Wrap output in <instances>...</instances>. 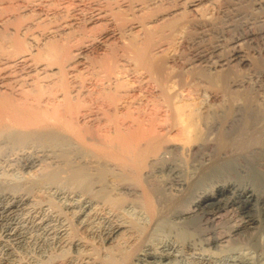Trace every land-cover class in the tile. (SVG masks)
<instances>
[{
    "label": "bare ground",
    "instance_id": "1",
    "mask_svg": "<svg viewBox=\"0 0 264 264\" xmlns=\"http://www.w3.org/2000/svg\"><path fill=\"white\" fill-rule=\"evenodd\" d=\"M155 1H157V0H142V3L145 4V6H148V5L155 3ZM44 3H45V1H44ZM66 5H68V4H66ZM70 5H72V7H70ZM75 5L76 4H74V3H70L66 7V12H65L64 16H62V17L58 16L59 18L62 19V21L64 19L63 23H61L62 21L60 20V23H61L60 28L62 26L63 27L69 26V27H71L69 29V31L63 32L61 30L62 31L61 32L60 30H58V32H56V34L53 35L52 39H50V40L46 41V43H44V46H42L43 48L40 51L39 50H38V52L36 51L37 53L35 54V57L32 58L35 61H38V60L45 61L46 62L45 66H48V67L53 66L54 64L58 65V67H59L58 68L59 69L58 78L53 79V80H52V78L49 79V75L47 74L46 76H37V78H33L32 80L28 79L30 81V82H28L27 80L26 81L25 80H23V81L18 80L17 81L16 80L17 77H16V79L15 80L13 79V80L15 82L17 81V83L14 84L13 80H12V82H9L10 80L7 82H3L2 79H5V78H3L2 75H0V76H2V79L0 81V159L3 160V162H7L9 164L8 167H10V165L12 164L10 162H13L14 160H16L17 162L16 161L15 162L17 164H20L19 166L21 169H29V171L32 168L34 170V167L36 165H38L36 163L39 162L40 160L42 161V159H44V157H47L50 159V158L55 157V155H58L60 160L63 159L62 162H60L58 159V161L60 163L57 161L58 165H55L54 168H50L52 166V164H51V166H49L50 169H48L46 171H44V169H43L42 172H39L40 174L42 173L41 175H39V177H38V175L34 174L37 177V178H35L36 179L35 182H32V183L28 182L26 184L24 183L23 185H21L23 182L22 183L20 182L21 184H14L11 186H8L9 184H8L7 180H6L7 181L6 184H8V185H6V186L2 185V183H5V182L0 183L1 184L0 185V220H2L4 222V225H5L4 230H5L6 234L4 233V235H6L7 239L5 237H4V239H6V242L10 240L13 244H15V243L19 242L20 239L23 240L22 238H24L25 235L27 236V234H25V233L26 232L28 233L29 229L34 228V230H35L36 227L44 225L48 228L46 230L48 232H46L45 234L43 233L45 235V237L42 236L44 239H42V240L39 239V240L42 241L43 244H44L45 240L47 242L49 241L50 243H52L51 241H54V243L57 244L58 249H60V253H58L59 251L57 252L58 255L56 254V255L52 256L53 253L50 254L51 258L47 254L48 255L47 257H49L48 259L45 258V260L47 259V263H48V260H50V261L52 260L51 262L52 263L55 262L56 264H128L129 261L135 260L136 263L143 262L145 264H161L165 260L168 261L169 256L167 254H163V252L161 253L159 251L158 252L152 251L151 249H149V247H148V249H143L144 248L143 247L142 250H140L139 252H138V250L136 251V245H138L137 243L143 237H145V235L147 236V232L152 230V228L156 227V225L160 221H162L163 224L164 223L170 224V226L174 225V227L177 226L181 230H183L184 233H185V231L186 232L190 231V233H189L190 235L193 236V234H194L193 238L194 237L197 238L199 243H201V249L200 248L197 249V250H200V252H202L203 249L206 250L207 247L209 249L210 248L209 246L212 247L213 245L218 246V247H222V248L224 247V245H226V247L228 245V247H229V245L230 244L232 245V243H234V241H237L239 239L238 241L240 242V240H243L244 238H246V235H248L250 237L252 235L253 231L258 229V227H257L258 222L255 218H253L254 216L251 217L252 214H250L251 216L249 218H246V220H240L239 221V218H238V221L234 222V224L231 226L228 225V227H225V225L224 226L221 225L218 227L219 224L218 225H216V224L218 223V221H220L221 212L223 211L226 213L227 211H224V210L227 207L231 208L232 205L233 206L238 205L239 207L244 208L248 211H250L251 207L253 208V206H255V204L259 203V204L264 205V175L258 174L259 172L256 173L255 171H252V173L249 174V176L247 175L248 178L242 177L241 175L237 174L236 173L237 170H235V168L237 167L236 166L237 161H235V162L226 161L228 163L221 164L219 166L220 163L224 162V161H222L218 164V166L214 167V165H211L212 169H209L210 167H208L207 164H206V166L201 165L203 167L205 166V169H209V171H206L204 174H202V176H201V174L199 175L201 170H200V168H198V170H200L199 173L197 172L198 171L197 170L196 172H193V174H190L191 176L185 177L186 178L185 180H178V178H179L178 177L176 179V180H178L177 184H175L176 186L174 188L169 189L170 190L169 192L167 191L168 187L164 188L165 185L160 181V179H159V181L161 183L158 182L157 181L158 178L157 177L155 178V176H157V174H156L157 170L160 171V170H165V169H167V171L169 173H171L170 175H176V176L179 175L180 174V164L175 159L176 157L174 158L171 155H174L177 153H178L177 155H179L180 152H184V151H186V154H193L194 155L195 153L201 151V149H203L204 147H206V146L210 147L211 144H209L208 138L210 137V134L212 132L218 133V136L216 139L217 144L219 145L218 147H223L225 149L229 144H232L233 142H235L234 139H236L238 141L237 138L241 137L240 135L248 134V131L250 134L251 130L256 131V128H261L262 124L264 123V122L262 123L263 118H264V109L262 107L257 106L256 105L257 103H254V100H252L253 98L250 99V97H247L246 95H242V96L237 95V96H233V98L230 97L231 99L228 98V99H230V105L228 104V101H229L228 100L226 104H228L229 106L227 108L225 107L224 109H217L218 107L216 108V106L215 107L213 106V108H216L215 110L213 109L211 112H206V113H203L204 115H202V114H199L197 112L198 109L196 110V106H195L196 104L193 101L178 98L177 94H176V96H173V95H170L168 93L169 87H167V84H168L167 82H170L171 76L175 75L173 73H177L176 72L177 70L176 69L174 70L172 66H168V64H167L168 59H167V55H166L168 53V51L166 53V50H170V48L173 47L174 39H177L180 37L179 39H182L181 40L182 42L185 39H186V41L191 40L193 31H194L193 29L199 24V23H196V21H194L193 18L191 19V18L187 17V15H186L187 12L186 13L184 12L185 10L184 11L181 10L182 12L171 14V17L169 16L170 18H167V19L163 20L162 22H160L159 26H157L158 24H156V26H154L153 28L148 27V24L146 26V23H144V22L140 23L141 24V26H140L141 32L139 31L140 33H136V34L133 33L132 31H130L131 34L126 35V33L128 32L127 30H130L131 27L129 29H127L126 23H124V22L119 23L117 21H114L111 24H108V26L103 27V29H105L106 32H105V34L102 35V38L116 40V38L118 37L119 40L124 39V41H126V42L122 41L123 43H120L121 42L120 41L119 45L115 44L113 42L114 45H112L111 47L109 46V49L107 48L108 50L105 53L101 54L102 56H100L98 58L95 57L93 59H90V61L87 60V61H89V64L93 65V66L96 65V67L99 66V68L101 67L102 70H104L103 72H105V74L107 75V78H108V76L111 75V73H115L116 68L118 69L117 63H118V58H120L119 56H124L128 60H131L132 63L136 64L135 68L137 66H140V69H143L145 71L144 73H147L148 75H150L148 78H151V80H152V77L155 78V81L158 82L156 85L159 87L158 89L160 90V93H158V94H160L159 96L154 97V95L148 93V96L152 95L154 98L153 100H150L151 102L149 103L150 104L149 106H151V104H153L152 105L153 108L151 107V109L149 108L148 110L146 108V110H145L144 108H141V107H143V106H141L140 107L141 109L135 108V110H134V107H139V106H134V107L131 106L133 108V109L131 108L132 110L131 109L128 110L129 109L128 108L127 111H126V109H125V112L123 111L124 112L123 114L120 113L121 111L119 112L120 114L116 113V107H114L116 105V103L117 102L123 103L119 100H122L121 99L123 96L122 94H124L123 92L120 93V89L121 88L124 89V87L126 86L125 85L126 83L124 84V81H122V83L115 81L116 83L114 82L113 86H110V88H108L107 91H105L104 89L102 91V87H100V86H103L104 84H102L101 82H97V81L90 82L89 81L88 83H83V81L85 82V80H82V82L80 80L81 83L77 85V84H74L76 81H74V83H73V82L69 81L66 77V75L68 76L67 73H69V72H67L69 67L74 66V63H77V62L80 63V61H78V60L83 56L84 52L86 51L85 47H87L86 44H88V43H86L88 41L85 40V37L87 35L86 34V28H87L86 24L89 25V23H93L94 19L100 18V17L102 18L103 13H104V15H105V13H108V12H104V11L102 13L100 11V9H97L96 6H95V8H94V6H91L94 9L89 10L90 8H88V7L87 8L86 7L81 8V6H79V8H77L78 6L76 8H74ZM174 5H175V3H174ZM106 6H107V4H106ZM130 6H132V5H130ZM152 9H151V11H152ZM162 9H163V7H162ZM154 10H157V9L154 8ZM79 12H80V14H79ZM120 12H122V11H120ZM112 14L115 15L114 12H112ZM112 17H114V16H112ZM59 18H57L58 21H59ZM17 20H18V18H17ZM14 21H16V20H14ZM21 21H23V20H21ZM127 21H129V20H127ZM98 24H99V21H98ZM36 25H38V27H39V24H36ZM18 28H20V26L17 27V30H15L16 28L15 29L13 28L15 32L13 31L14 33H10V36H9V40L12 42L13 48L15 49V53L18 52V50H23V47H25L24 46L25 44L19 39V37L17 35ZM54 28L52 27L51 29H54ZM56 28L53 31H56L58 29V28L57 29ZM11 29H12V27H11ZM31 29H32L31 26H29V25L25 26L24 27L25 34L27 32H29ZM125 31H127V32H125ZM92 32H90V35ZM130 32H128V33H130ZM75 33H77V34H75ZM261 34H264V30H262V29L259 31H249V33L246 35V37L253 39L257 36H261ZM0 35L2 36V38L4 37V40H5V38H7L8 34L3 33ZM87 36L89 37V33ZM91 36H93V37H91ZM91 36H90L91 37L90 42L94 43V41L97 37L95 38L94 35H91ZM120 37H121V39H120ZM2 38H0V41ZM177 42H180V41H177ZM177 42H175V44H177ZM90 44L91 43H89V45ZM10 45H11V43H10ZM178 45H179V43L177 44V46ZM180 47H182V46H180ZM186 47H187V45H186ZM10 48H12V47H10ZM14 49H13V52H14ZM8 51H9V49H8ZM0 52H2V51H0ZM20 52H22V51H20ZM6 54H7V52H6ZM10 54H9V56H10ZM16 55H17V53H16ZM171 55L169 54L168 56H171ZM177 55H179V57H180V54H177ZM174 56H175V54L172 55L171 59L176 58ZM18 57H20V56H18ZM18 57H17V60L11 61V63L7 62L6 67H8V68L10 67L9 68L10 70H11V67H16V66H17L16 69L21 67L18 70H21L22 68H24L26 66L25 64H27L25 62V60H27V59H25V57H23V56L21 57L23 59L18 58ZM184 57H182V58H184ZM193 58L195 59V57H193ZM28 59H30V58H28ZM120 59H122V57ZM178 59H177V61L181 62V60H178ZM189 59H191V58H189ZM237 59L240 60L239 51L234 49V51L230 55L229 62L235 61ZM186 60H188V59H186ZM170 61L171 60H169V62ZM183 61H185V60H183ZM188 61H190V60H188ZM188 61H186V62H188ZM198 61H200V60H198ZM28 62H29V60H28ZM30 62H31V60H30ZM190 62H192V61H190ZM82 63H84V62H82ZM193 63H196V62H193ZM193 63H192V65H193ZM32 64H34V63H32ZM45 66H43V67H45ZM179 66H181V63ZM206 66H207V64H206ZM211 66H213V64ZM0 68L2 69V67H0ZM186 68H192V67L189 64L188 67H186ZM203 68H205V66H203ZM203 68H201L202 70L200 68L198 70H196V69L194 70L193 68L192 69H186V71L189 70L190 74L191 73L192 74L197 73V75L204 76L207 73H205L203 71L204 70ZM16 69H13V70L15 71ZM130 69H131V67H130ZM3 70L5 71V67L3 68ZM118 70L120 71V68ZM205 70H207V69H205ZM221 70H222V68H221ZM128 71H130V70H128ZM208 71L209 70H207V72ZM225 71H226V69H225ZM225 71L223 68V72H225ZM10 72H12V71H10ZM219 73H221V71H219L217 74H219ZM1 74H2V72H1ZM44 74H46V73H44ZM44 74H41V75H44ZM105 74H104V76H105ZM178 74H180V72H178ZM190 74H189V76H190ZM5 75H8V74H5ZM96 75H97V73H96ZM115 75L119 76L118 74H115ZM205 76H204V78H206V79H207V77L210 78V80L213 79V76H212V78L210 76H207V75H205ZM104 78L107 80L106 76ZM173 78H175V77H173ZM216 78L218 79V81L221 80L220 82L224 81L226 83L225 80L228 78V71L225 73H221L218 76L216 75ZM10 79H12V78H10ZM96 79L99 81L98 78H96ZM100 81H102V80H100ZM118 81H119V79H118ZM212 81L216 82L217 80H212ZM209 82H211V81H209ZM220 82H219V85L221 86ZM98 83H101V84L98 85ZM191 83H193V82H191ZM207 84H208V82H207ZM138 86H140V85H138ZM104 87H106V86H104ZM126 87H125V90H126ZM143 87H144V85H143ZM214 87H215V84H214ZM217 87H218V85H217ZM217 87H215V88H217ZM87 91H88V93H87ZM147 91H151V90H147ZM169 92H171V89ZM173 92H171V93H173ZM85 93L87 94L86 97H88L89 102H88V99H87V101H85L86 100L85 98H84L85 100H83V97H84L83 94L85 95ZM176 93H178V92L176 91ZM182 93H183V91H182ZM222 93H223V91H222ZM228 93H229V91H228ZM239 93H240V91H239ZM215 94H216V96L219 95L217 93H215ZM128 95L129 94H127V96ZM229 95H230V93H229ZM81 96H83L81 98L82 100L80 99ZM138 96L139 95H137V97ZM221 96H223V95H221ZM221 96H219V97H221ZM227 96H228V94H227ZM146 97H145V99L147 100V99H150L151 96L148 98H146ZM186 97L189 98L188 96H186ZM222 98L223 97H221V99ZM123 99L125 100L126 97L125 98L123 97ZM218 99H220V98H218ZM134 100H136V99H134ZM191 100H192V98H191ZM223 100L224 99H222V101ZM141 101H143V100H141ZM222 101H221V103H222ZM225 101H226V99H225ZM225 101H223V104ZM104 102L107 105L106 109L101 106ZM127 102H125V103H127ZM147 102H149V100L145 101V103H147ZM215 102H217L216 99H215ZM87 103L90 104V106ZM135 103H133V104H135ZM137 103H139V102H137ZM213 103H214V100H213ZM217 103H219V102H217ZM82 104H84L85 106H83ZM93 104H95V105H93ZM129 104L132 105L130 102H128V105ZM211 104H212V102H211ZM143 105H145V104H143ZM220 105H222V104H220ZM96 107H98V108H96ZM111 107H114L115 110L113 108L111 109ZM117 107L119 108V106H117ZM211 107H212V105H210V108ZM125 108H126V106H125ZM207 108H208V106L205 107V109H207ZM202 110L204 112V109H202ZM208 110H209V108H208ZM263 129H262V131H264ZM172 131L174 132L173 135H171V136H173V139H170L169 134ZM249 134L247 136H250ZM254 134H255V132H254ZM254 134H252V136H254ZM256 136H258V135H256ZM242 137H244V136H242ZM242 137L240 139H242ZM259 138L260 137H258V140H257V137H256V140L259 141L260 140ZM210 139H211V137H210ZM256 140H254V141L257 142ZM246 141H247V138H246ZM261 141H262V139H261ZM255 142H252V143H254L255 145H258ZM250 143H251V141H250ZM252 143H251V145H252ZM212 146H213V144H212ZM223 148H221V149H223ZM25 149H31L32 152L27 151L24 153L22 152L21 154L18 153V151L19 152L22 150L25 151ZM208 149L210 150V148H208ZM238 149L239 148H237V150ZM203 150H202V152H204ZM199 154L202 155L204 153L199 152ZM199 154L197 156H199ZM250 154H252L251 156H252L253 160L254 159L257 160V159H260L262 156H264V150L263 149H259V150L255 149ZM168 155L173 157L176 161L174 159H171L170 157H168ZM14 156H16V157H14ZM88 156L90 157L89 159H91V160H89L90 163H88V161H86ZM199 157H201V156H199ZM12 158H14V159H12ZM55 159L57 160V158H54L52 160L54 161ZM47 160L48 159H46L45 161H47ZM250 161H252V160H250ZM0 162H2V161H0ZM42 162H44V161H42ZM255 162L256 161H254V163ZM39 163H41V162H39ZM180 163H181V166L184 167L183 161H181ZM195 163L194 164L192 163L193 166H195L197 163L199 164V160L197 161L196 164ZM41 164H39L40 167H42ZM2 165H3V163H2ZM2 167H5V166H2ZM46 167H47V165H46ZM187 167H188V165H187ZM195 167H197V165ZM12 168H13V170H15L14 169L15 167L12 166L11 169ZM192 168L194 169V167H192ZM33 170H31V171H33ZM154 170H156V171H154ZM154 172H156L155 175H154ZM181 172H183V171H181ZM31 173H35V172H31ZM39 173H37V174H39ZM29 175L31 176V174H29ZM29 175H28V177H29ZM162 176H164V175H162ZM2 178H4V177H2ZM32 178H30V179L32 180ZM162 178H164V177H162ZM181 179H183V178H181ZM173 183H174V181H173ZM40 184H43V186L46 188V190L48 191V196L43 197L42 200L40 199L41 202L40 203L38 202V203L40 205L42 203H45L44 206L47 205L46 208L49 207V208H51V210L48 209L46 211V209L41 208V206L38 209L37 208L36 209H32V208L28 209L27 207H25V205L26 206L28 205L27 202L30 200V195H32L35 190H40L39 189ZM44 184H47L48 186H45ZM161 184H163L164 186H162ZM48 189L50 191H52L53 196L58 198L59 201H62L64 209L70 211V213H68L69 215L71 214V218L69 220H74L72 222H75V224H73L71 221H70V223L65 224L63 221L62 223L65 225L61 224L60 227L58 226V229H60V230L57 229V226L55 228L54 226L51 225L52 224L51 221H53V217L61 215L62 212L60 210V207L58 205H56V203L53 202L52 196H51V194H49L50 191ZM40 191H42V188ZM40 193H42V192H40ZM44 193L46 194L47 192L45 191ZM45 194H43V195H45ZM32 196L35 197V194H33ZM125 197H127V198H125ZM128 197H130V198L132 197L134 199V203H137L138 207L141 208V212L143 211L146 214V215L144 214L148 219V223L146 222L147 223L146 227L144 226L145 224L143 225V223H140V224H142V226L139 227V226H137V224H139V222H137V220H136V225H135L133 223L135 221L131 222L127 218H126L127 221L125 218H124L125 221H122V220L121 221H114V222L110 221L112 219L110 217H112V215H114L115 213L117 214V212H119L120 209L122 208L121 206L123 204L129 202V201L126 202V199L128 200ZM37 198L35 199L36 201H37ZM32 199L30 200L31 202H33ZM133 199H132V201H133ZM40 200L38 199V201H40ZM130 203H131V201H130ZM39 204H37V205L39 206ZM132 204L133 203H131V205ZM33 206H35V205H33ZM123 207H124V205H123ZM118 209H119V211H118ZM20 211H25V213L22 212L25 214L24 215L25 217L22 218V216H21L22 219L19 218L21 221L18 223V222H16L14 215L16 212L19 213ZM22 213H20V214H22ZM222 215L225 216V214H222ZM207 216L212 217V220L208 217L210 219V226L211 227H208L206 225H205L206 226L205 227L203 225L204 223H202L203 220L205 221V218ZM18 217H20V216H18ZM117 217L123 218L122 216H119V214ZM67 218H69V217L67 216ZM19 219H17V220L19 221ZM209 219H208V221H209ZM61 220H63V218ZM112 220H114V217ZM116 220H117V218H116ZM216 221H217V223H216ZM223 221H225V220H223ZM223 221H222V223H223ZM234 221H235V219H234ZM55 222H53V224ZM206 222H207V219H206ZM228 222L226 221V223H228ZM231 222H233V221H231ZM58 223L60 225L61 221ZM103 223L108 224V225L106 227L103 226L105 228L100 227L99 225L103 224ZM165 224H164V226H165ZM223 224H225V223H223ZM159 225L160 224H158V226ZM168 226L169 225H167V227ZM46 227H44V229ZM39 228L41 229V227H39ZM100 228H102L101 232L103 234V240H102L103 244L102 245L99 244L100 247L97 246V248H96L93 245L95 243H93L91 241V243H92L91 244V243H89V241H87L88 240L87 238L84 239L81 237L82 232L87 233V234H93ZM179 228H178V230H179ZM260 228L261 227L259 226V229ZM37 229L38 228H36V230ZM77 229L79 230V232L81 231V233L79 234L80 237L78 235L79 232H77ZM42 230H43V227H42ZM172 231H174V230H172ZM37 232H39V231H37ZM191 232L193 234H191ZM34 233H35V231H34ZM100 234H99V236L102 238V236ZM189 234H188V236H189ZM41 235H42V233H41ZM83 235L84 234H82V236ZM34 236H35V234H34ZM97 236H98V234H97ZM182 236H184V235H182ZM190 237L191 236H189V239H191ZM30 239H31V237H30ZM183 239H184V237H183ZM144 240H142V242ZM246 240H247V238H246ZM3 241H5V240H3ZM24 241H25V239H24ZM27 241H29V238ZM37 241H38V239H37ZM102 242H100V243H102ZM142 242L139 243L141 246L143 245V244H141ZM187 242L184 243L185 245H183L185 250H191L192 251L195 248H198L197 245L195 246V244H192L193 243L192 241L190 243H189V241H187ZM194 242H196V241H194ZM7 244H8V242H7ZM28 244H29V242H28ZM28 244H27V246H28ZM122 244L125 245L127 248H125V247L123 248ZM235 244H233V245H235ZM8 245H7V247H8ZM19 245H21V244H19ZM51 245H53V244H51ZM96 245H98V243H96ZM139 246L137 247V249L139 248ZM203 246H204V248L202 249ZM52 247L54 248V245ZM52 247L50 246V249ZM14 248H17V247L15 246ZM55 248H56V246H55ZM20 249H21V247H20ZM155 249H156V247H155ZM70 250L72 251V253L69 252ZM157 250H158V248H157ZM205 250H203L202 253H204ZM36 251H37V249H36ZM48 251H49V249H48ZM50 251H49V253L53 252V251H51V252ZM99 251L103 252L104 257H102V258L99 257ZM222 251H223V249H222ZM207 252H209V251H207ZM207 252H205V253H207ZM193 253H194V251H193ZM19 254L20 253H18L16 255L14 254V255L17 257ZM41 254H43V253H41ZM61 254H62V256H61ZM210 254L212 255L211 252H210ZM8 255H12V254H8ZM20 255L18 256L19 259H20ZM31 255H33V254H31ZM216 255H218V253ZM16 257L15 258L9 257L5 260L3 259L4 262H1V263L2 264H17L16 260H17V262H20V260L18 258L16 259ZM34 257H35V254H34ZM37 258H35V259H37ZM21 259H22V257H21ZM43 259L44 258H42V260ZM31 260H33V259H31ZM38 260H39V258H38ZM42 260L40 257L39 262L41 263ZM25 261H27V260H25ZM43 261H42V264L45 263V261H44V263H43ZM169 261H172L171 257H170ZM257 261H259V259ZM28 262H29V260H28ZM34 263H32V264H34ZM133 263H135V262H133ZM210 263L211 262L209 261V259L208 260H205V259H198L197 260L196 259L195 261L193 260L191 262V264H210ZM255 263L253 261L249 260L248 258L247 259L241 258V259L233 261L232 264H255ZM259 263H260V261H259ZM18 264H20V263H18ZM21 264H22V262H21ZM37 264H38V261H37Z\"/></svg>",
    "mask_w": 264,
    "mask_h": 264
},
{
    "label": "rangeland",
    "instance_id": "2",
    "mask_svg": "<svg viewBox=\"0 0 264 264\" xmlns=\"http://www.w3.org/2000/svg\"><path fill=\"white\" fill-rule=\"evenodd\" d=\"M45 1V3H44ZM73 1V2H72ZM0 0V34H3V33H6L8 34L7 35V38H5L4 40V37L2 38V36L0 38L1 41H0V67H2V69L0 68V75L3 76V78L5 79H2V76H0V81L2 79L3 82H12V80L16 79L17 77V81L19 80H27L28 82H30L29 80L33 79V78H37V76H46L47 74L49 75V79L52 78L53 79H56L58 78L59 76V67L58 65L54 64L53 66H45V61L43 60H38V61H35L33 60L32 58L35 57V54L38 52V50L40 51L44 46V43H46V41L52 39L53 35L56 34V32H58V30H62L63 32H68L69 29L71 27H61L60 28V24L63 23L62 19L59 18V17H62L64 16L65 12H66V7L70 4V3H74L76 4L74 6V8H79V6H81V8H90L89 10L91 9H94L95 6L97 7V9H100V11L103 13L104 12H108V13H104L102 14V18H96L93 20V23H89L86 24L87 28H86V34L88 35L89 33V37L86 35L85 37V40L88 41L86 43L87 47H85L86 51L84 52L83 56L78 60L80 61V63H74V66L72 67H69V69L67 70V73L68 76L66 75L67 79L71 82L74 83V81H76L74 84H80L82 82V80H85V82L83 81V83H88L89 81L90 82H101L102 84H104L103 86H100L102 87V91L103 89L105 91L108 90V88H110V86H113L114 82H120L122 83V81H124V84L127 86L126 87V90H125V87L124 89L121 88L120 89V93H124L122 94V100H119L123 103H116V105L114 107H116V113L118 114H123L125 112V109L127 111L130 110L132 107L134 106H139V107H134V110L135 108H144L147 110L151 107L153 108V104H151V106H149L150 104V100H153V96H159L160 94V90L158 89L159 87L156 85L158 82L155 81V78L152 77V80L151 78H148L150 75H148L147 73H144L145 71L143 69H140V66H136V64L132 63L131 60H128L126 57L124 56H119L120 58L122 57V59L118 58V63H117V66H118V69L120 68V71L116 68V71L115 73H111V75L108 76L107 78V75L105 74V72H103L104 70H102V68L100 69L99 66L96 67V65H90L89 64V61L90 59H93V58H98L100 56H102L101 54L105 53L108 49H109V46L111 47L112 45L115 44H118L119 45V42L120 43H123V42H126L124 41V39L122 40H119V38L117 37L116 40H113V39H107V38H102V35L105 34L106 30L103 29V27L105 26H108V24H111L112 22L114 21H117L119 23H126V28L129 29L130 27V30H127L128 32L132 31L133 33H140L141 32V24L140 23H146V26L148 24V27H151L153 28L154 26H156V24H158L157 26H159L160 22H162L163 20L167 19V18H170L171 17V14H174V13H180L182 11H184L185 13L187 12V17L189 18H193L194 21H196V23H199L193 30V34H192V38L191 40H188L186 41V39L182 42L181 40L182 39H174V44H173V47L170 48V50H166V53L168 51V53L166 54L167 55V59H168V66H172L173 69L177 70L176 72L177 73H173L175 75L171 76L170 78V82H167V87H169L171 89V92H174L171 93L169 92L170 89L168 88V93L170 95H173V96H176L177 94V97L178 98H181V99H187L189 101H193L196 105V110L199 114H202L204 115L203 113H206V112H211L213 109L215 110L217 107V109H224L225 107L227 108L229 105H230V97L233 98V96H242V95H246L247 97H250L253 98L252 100H254V103H257L256 105L259 106V107H262L264 109V34H261V36H257L255 38H248L246 37V35L249 33V31H259V30H264V0H157L155 1V3L151 4V5H148V6H145V4L142 3V0ZM78 1V2H77ZM89 1V2H88ZM121 1V2H120ZM188 1V2H187ZM51 2V3H50ZM58 2V3H57ZM110 2V3H109ZM130 2V3H129ZM184 2V3H183ZM50 3V4H49ZM80 3V4H79ZM107 6H106V4ZM134 3V4H133ZM175 3V5H174ZM192 3V4H191ZM54 4V5H53ZM56 4V5H55ZM68 4V5H66ZM98 4V5H97ZM115 4V5H114ZM161 4V5H160ZM183 4V5H182ZM190 4V5H189ZM47 5V6H46ZM53 5V6H52ZM66 5V6H65ZM109 5V6H108ZM132 5V6H130ZM169 5V6H168ZM174 5V6H173ZM177 5V6H176ZM91 6H94V8H92ZM112 6V7H111ZM143 6V7H142ZM155 6V7H154ZM160 6V7H159ZM172 6V7H171ZM183 6V7H182ZM55 7V8H54ZM58 7V8H57ZM70 7H72V5H70ZM69 7V8H70ZM99 7V8H98ZM138 7V8H137ZM140 7V8H139ZM163 7V9H162ZM64 8V9H63ZM73 8V9H74ZM111 8V9H110ZM125 8V9H124ZM153 8V9H152ZM154 8H156L157 10H154ZM169 8V9H168ZM152 9V11H151ZM56 10V11H55ZM58 10V11H57ZM147 10V11H146ZM182 10V11H181ZM122 11V12H120ZM112 12L115 13V15L112 14ZM56 13V14H55ZM110 13V14H109ZM62 14V15H61ZM80 14V12H79ZM109 16H108V15ZM150 14V15H149ZM19 17H18V16ZM59 16V17H58ZM114 16V17H111ZM170 16V17H169ZM41 17V18H40ZM78 17V16H77ZM109 17V18H108ZM2 18V19H1ZM18 18V20H17ZM35 18V19H34ZM43 18V19H42ZM59 18V21L58 19ZM7 19V20H6ZM25 19V20H24ZM27 19V20H26ZM41 19V20H40ZM98 19V20H97ZM10 20V21H9ZM13 20V21H12ZM16 20V21H14ZM23 20V21H21ZM36 20V21H35ZM59 22H57V21ZM60 20L62 21L60 23ZM129 20V21H127ZM8 21V22H7ZM18 21V22H17ZM55 21V22H54ZM98 21H99V24H98ZM108 23H107V22ZM17 22V23H16ZM53 22V23H52ZM96 22V23H95ZM14 23V24H13ZM95 23V24H94ZM16 24V25H15ZM19 24V25H18ZM21 24V25H20ZM25 24V25H24ZM34 24V25H33ZM36 24H39V27L38 25ZM59 26H57V25ZM20 26V28H18V32H17V35L19 37V39L25 44H23L25 47H23V50H18L17 55L15 53V49L13 48V45H12V42L9 40V36H10V33H14V29L17 30V27ZM23 25V26H22ZM31 26V30L29 32H27L25 34V30H24V27L25 26ZM49 25V26H48ZM55 25V26H54ZM128 25V26H127ZM36 26V27H35ZM12 27V29H11ZM35 27V28H34ZM56 28L57 30L56 31H53L54 29H51V28ZM101 27V28H100ZM4 28V29H3ZM6 28V29H5ZM14 28V29H13ZM60 28V29H59ZM66 28V29H65ZM90 28V29H89ZM93 28V29H92ZM140 28V29H139ZM43 29V30H42ZM88 29V30H87ZM92 29V30H91ZM97 30V31H96ZM10 31V32H9ZM14 31V32H13ZM59 31V32H60ZM61 31V32H62ZM93 31V32H92ZM102 31V32H101ZM125 31V32H127ZM137 31V32H136ZM140 31V32H139ZM24 32V33H23ZM90 32L91 35H94V37L96 38L94 43L90 42V39L91 36L90 35ZM126 33V35L128 34H131L130 33ZM29 33V34H28ZM20 34V35H19ZM31 34V35H30ZM40 34V35H39ZM77 34V33H75ZM125 34V33H124ZM96 35V36H95ZM91 36V37H90ZM101 36V37H100ZM89 38V39H88ZM101 38V39H100ZM39 39V40H38ZM121 39V37H120ZM9 40V41H8ZM99 40V41H98ZM113 40V41H112ZM126 40V39H125ZM176 40V41H175ZM108 41V42H107ZM123 41V42H122ZM177 41H180V42H177ZM7 42V43H6ZM21 42V43H22ZM111 42V43H110ZM114 42V43H113ZM175 42H177V44L179 43V45L177 46V44H175ZM182 42V43H181ZM186 44H185V43ZM11 43V45H10ZM89 43H91L89 45ZM103 43V44H102ZM5 44V45H4ZM3 45V46H2ZM187 45V47H186ZM2 46V47H1ZM12 48H10V47ZM9 47V48H8ZM104 47V48H103ZM190 47V48H189ZM27 48V49H26ZM29 48V49H28ZM108 48V49H107ZM227 50H226V49ZM2 49V50H1ZM9 49V51H8ZM13 49H14V52H13ZM169 49V48H168ZM173 49V50H172ZM176 49V50H175ZM235 50H238L239 51V59L235 60V61H232V62H229L230 60V55L232 54V52ZM7 54H6V52ZM29 50V51H28ZM178 50V51H177ZM22 51V52H20ZM37 51V52H36ZM170 51V52H169ZM175 51V52H174ZM182 51V52H181ZM13 54H12V53ZM24 52V53H23ZM30 52V53H29ZM201 52V53H200ZM217 52V53H216ZM242 52V53H241ZM5 53V54H4ZM11 53V54H10ZM209 53V54H208ZM230 53V54H229ZM10 54V56H9ZM173 55L175 54L174 57H178L177 59L178 60H181L180 61H177L176 58H173L171 59L172 55L171 56H168V55ZM177 54H180V57L179 55ZM200 54V55H199ZM94 55V56H93ZM204 57H203V56ZM12 56V57H11ZM18 58H21L22 56L25 57V62L27 64H25L26 66L24 68H22L21 70H18L19 68L16 69V67H11V70L6 67L7 65V62L8 63H11V61H15L17 60V57ZM33 56V57H32ZM85 56V57H84ZM185 56V57H184ZM195 57V59L193 57ZM243 58H242V57ZM30 59H28V58ZM84 57V58H83ZM169 57V58H168ZM184 57V58H182ZM15 58V59H14ZM87 58V59H86ZM89 58V59H88ZM192 61H188L186 59ZM191 58V59H189ZM198 58V59H197ZM201 58V59H200ZM2 59V60H1ZM7 59V60H6ZM23 59V58H21ZM127 61H125V60ZM193 59V60H192ZM203 59V60H202ZM226 59V60H225ZM31 62L29 63L28 62ZM86 62H85V61ZM89 60V61H87ZM120 60V61H119ZM169 60H171L169 62ZM185 60V61H183ZM200 60V61H198ZM222 60V61H221ZM173 61V62H172ZM175 61V62H174ZM188 61V62H186ZM203 61V62H202ZM227 61V62H226ZM238 61V62H237ZM38 62V63H37ZM84 62V63H82ZM179 62V63H178ZM193 62H196V63H193ZM34 63V64H32ZM88 63V64H87ZM178 63V64H177ZM181 63V66H179ZM193 63V65H192ZM199 63V64H198ZM201 63V64H200ZM122 64V65H121ZM127 64V65H126ZM171 64V65H170ZM175 64V65H174ZM190 64V66L195 70H198L199 68H203V66H205V68H203L204 72L207 73L205 75L207 76H210L212 78L213 76V79L210 80V78L207 77L204 78V76L202 75H197V73H189V70L186 71V69H192V68H186L188 67V65ZM196 64V65H195ZM207 64V66H206ZM213 64V66H211ZM220 64V65H219ZM2 65V66H1ZM124 65V66H123ZM183 65V66H182ZM234 65V66H233ZM45 66V67H43ZM120 66V67H119ZM185 66V67H184ZM199 66V67H198ZM201 66V67H200ZM229 66V67H228ZM231 66V67H230ZM5 67V71L3 70V68ZM48 67V68H47ZM124 67V68H123ZM131 67V69H130ZM179 67V68H178ZM185 69H184V68ZM196 67V68H195ZM73 68V69H72ZM127 68V69H126ZM183 68V69H182ZM222 68V70H221ZM223 68H224V71L226 69L225 72L228 71V78L225 80L226 83L224 81L220 82L221 80L218 81V79L216 78V75L218 76L219 74L221 73H225L223 72ZM13 69H16L15 71ZM24 69V70H23ZM88 71H87V70ZM122 69V70H121ZM127 71H126V70ZM209 70L207 72V70ZM215 69V70H214ZM231 69V70H230ZM234 69V70H233ZM12 71V72H8V71ZM28 70V71H27ZM34 70V71H33ZM42 70V71H41ZM102 70V71H101ZM130 70V71H128ZM135 70V71H134ZM181 70V71H180ZM183 70V71H182ZM202 70V69H201ZM21 71V72H20ZM100 71V72H99ZM126 71V72H125ZM138 71V72H137ZM186 73H185V72ZM214 71V72H213ZM219 71H221V73L217 74ZM2 72V74H1ZM4 72V73H3ZM39 72V73H38ZM51 72V73H50ZM103 72V73H102ZM122 72V73H121ZM125 72V73H124ZM142 72V73H141ZM178 72H180V74H178ZM182 72V73H181ZM214 74H213V73ZM12 75H10V74ZM46 73V74H44ZM97 73V75H96ZM139 73V74H138ZM211 73V74H210ZM4 74V75H3ZM5 74H8V75H5ZM20 74V75H19ZM22 74V75H21ZM41 74H44V75H41ZM107 78V80L104 78L105 76ZM115 74H118L119 76L115 75ZM182 74V75H181ZM190 74V76H189ZM210 74V75H209ZM27 75V76H26ZM115 75V76H114ZM124 75V76H123ZM194 75V76H193ZM7 76V77H6ZM55 76V77H54ZM113 76V77H112ZM232 76V77H231ZM27 77V78H26ZM78 77V78H77ZM127 77V78H126ZM175 77V78H173ZM182 77V78H181ZM201 79H200V78ZM206 77V76H205ZM230 77V78H229ZM12 78V79H10ZM98 78L99 81L96 79ZM114 80H113V79ZM119 81H118V79ZM178 78V79H177ZM184 78V79H183ZM204 78V79H203ZM8 79V80H7ZM29 79V80H28ZM71 79V80H70ZM105 79V80H104ZM129 79V80H128ZM135 79V80H134ZM143 79V80H142ZM154 79V80H153ZM189 79V80H188ZM6 80V81H5ZM13 80V81H14ZM47 80V79H46ZM81 80V82H80ZM102 80V81H100ZM110 80V81H109ZM192 80V81H191ZM201 80V81H200ZM212 80H217L216 82H213ZM17 81L15 82L14 81V84L17 83ZM107 81V82H106ZM211 81V82H209ZM96 82V83H97ZM115 82V83H116ZM138 82V83H137ZM148 82V83H147ZM193 82V83H191ZM201 82V83H200ZM208 82V84H207ZM215 84V87H218L215 88L214 87V84ZM218 82V83H217ZM219 82L221 84V86L219 85ZM242 82V83H241ZM101 83H98L101 84ZM133 83V84H132ZM147 83V84H146ZM200 83V84H199ZM108 84V85H107ZM112 84V85H111ZM176 84V85H175ZM193 84V85H192ZM140 85V86H138ZM144 85V87H143ZM155 85V86H154ZM181 85V86H180ZM192 85V86H191ZM208 85V86H207ZM226 85V86H225ZM238 85V86H237ZM106 86V87H104ZM108 86V87H107ZM172 86V87H171ZM199 86V87H198ZM235 86V87H234ZM104 87V88H103ZM230 87V88H229ZM242 87V88H241ZM106 88V89H105ZM174 88V89H173ZM179 88V89H178ZM182 88V89H181ZM228 88V89H227ZM145 89V90H144ZM187 89V90H186ZM190 89V90H189ZM205 89V90H204ZM147 90H151V91H147ZM173 90V91H172ZM180 90V91H179ZM195 90V91H194ZM227 90V91H226ZM143 91V92H142ZM158 91V92H157ZM176 91L178 93H176ZM183 91V93H182ZM216 91V92H215ZM223 91V93H222ZM230 95H229V93ZM240 91V93H239ZM147 92V93H146ZM181 92V93H180ZM191 92V93H190ZM194 92V93H193ZM238 92V93H237ZM88 93V91H87ZM145 93V94H144ZM148 93L149 94H152V95H149L148 96ZM188 93V94H187ZM214 93V94H213ZM219 94L218 96H216V94ZM242 93V94H241ZM246 93V94H245ZM127 94H129L127 96ZM143 94V95H142ZM158 94V95H157ZM175 94V95H174ZM183 94V95H182ZM204 94V95H203ZM228 94V96H227ZM235 94V95H234ZM241 94V95H240ZM137 95H139L137 97ZM185 95V96H184ZM213 95V96H212ZM215 95V96H214ZM223 95V96H221ZM253 95V96H252ZM84 96V97H83ZM83 96L80 97V99L83 97V100L87 101L88 97L87 94L85 93V95L83 94ZM148 98L150 97V99H147L149 100V102L145 103V101H147L145 99V97ZM186 96H188L189 98H187ZM223 97L222 99H224L223 101H226L224 102L223 104V101L221 99V97ZM123 97L125 98L126 97V101L123 99ZM133 97V98H132ZM136 97V98H135ZM140 97V98H139ZM216 97V98H215ZM85 98V99H84ZM138 98V99H137ZM192 98V100H191ZM214 98V99H213ZM220 98V99H218ZM230 98V99H228ZM255 98V99H254ZM133 99V100H132ZM136 99V100H134ZM214 100V103H213V100ZM215 99L217 100V102H215ZM82 100V99H81ZM143 100V101H141ZM219 100V101H218ZM229 100V101H228ZM130 102L132 105H128V102ZM212 104H211V102ZM222 101V103H221ZM228 101V104H226ZM88 102H89V99H88ZM127 102V103H125ZM136 102V103H135ZM139 102V103H137ZM145 104V105H143ZM199 102V103H198ZM238 102V101H237ZM84 103V102H83ZM135 103V104H133ZM153 103V102H152ZM217 103V104H216ZM88 104V103H87ZM123 104V105H122ZM126 104V105H125ZM138 104V105H137ZM148 104V105H147ZM214 104V105H213ZM216 104V105H215ZM222 104V105H220ZM83 106H85L84 104H82ZM90 106V104H88ZM95 105V104H93ZM121 105V106H120ZM126 108H125V106ZM129 107H128V106ZM210 105H212V107L210 108ZM224 105V106H223ZM103 108H107V105L106 103L104 102L102 105H101ZM119 106V108L117 107ZM132 106V107H131ZM143 106V107H141ZM149 106V107H148ZM198 106V107H197ZM207 109H205V107H207ZM213 106L216 108H213ZM114 107H111V109ZM141 107V108H140ZM220 107V108H219ZM83 108V107H82ZM98 108V107H96ZM133 109V108H132ZM131 109V110H132ZM204 109V112L203 110ZM96 110V109H95ZM115 110V109H114ZM121 111V112H120ZM124 111V112H123ZM120 112V113H119ZM264 122V118H263V121L262 123ZM261 123V124H262ZM262 127L264 128V123L262 124ZM256 128V131H250V134H249V131H248V134L250 136H247L248 134H245V135H240L242 137V139H240L241 137H238V141L236 139L235 142H233L232 144H229L228 146L230 147H226L225 149L223 147H218L219 145L217 144V136H218V133L217 132H212L210 134V137L208 138L209 140V144H211L210 147L206 146L204 147L203 149H201V151H199L200 153H204L202 155L199 154V152L195 153L194 155L193 154H186V151L184 152H180L179 155L177 154H174V155H171L173 156L177 161L178 163L180 164V174L179 175H170L171 173H169L167 171V169L165 170H157V173L154 172V175L155 173L157 174V176H155V178L157 177V181L158 182H162L163 184H161L162 186H164V188L168 187L167 191L169 192L171 188H174L177 184V181L178 180H185L187 176H191L190 174H193V172H196L198 170V168H200V170H198L197 172L199 173V175L201 174H204L206 171H209V169H212V166L211 165H214L215 166H218V164L222 161V163L219 164V166L221 164H226L228 162H235L237 161V167L235 168V170H237V174L241 175L242 177H247V175L249 176V174L252 173V171H255L256 173L259 172L258 174H261V175H264V156H262L260 159H254L252 158V154H250L251 152H253L255 149H263L264 150V131H262L263 128ZM264 130V129H263ZM255 132V134H254ZM173 131L169 134L170 136V139H173ZM215 133V134H214ZM252 134H254V136H252ZM258 135V136H256ZM262 135V136H261ZM235 137V136H234ZM255 137V138H254ZM256 137H257V140H258V137H260L259 141L256 140ZM246 138H247V141H246ZM214 139V140H213ZM250 139V140H249ZM253 139V140H252ZM262 139V141H261ZM211 140V141H210ZM213 140V141H212ZM254 140H256L257 142H255ZM237 141V142H236ZM252 142H255L256 144L258 145H255L254 143H251ZM176 142V141H175ZM216 142V143H215ZM263 142V143H262ZM244 143V144H243ZM248 143V144H247ZM213 144V146H212ZM236 144V145H235ZM243 144V145H242ZM247 144V145H246ZM254 144V145H253ZM179 145V144H178ZM235 145V146H234ZM217 148H216V147ZM246 147V148H245ZM210 148V150L208 149ZM223 148V149H221ZM237 148H239L237 150ZM255 148V149H254ZM206 149V150H205ZM221 151H220V150ZM248 149V150H247ZM31 149H25V151H18L19 154H21L22 152H32V150L30 151ZM202 150L204 152H202ZM214 150V151H213ZM213 151V152H212ZM217 153H216V152ZM220 151V152H219ZM248 151V152H247ZM219 152V153H218ZM207 153V154H206ZM229 153V154H228ZM234 153V154H233ZM48 154V153H47ZM199 154V156H197ZM241 154V155H240ZM248 154V155H247ZM55 155V154H54ZM176 155V156H175ZM189 155V156H188ZM193 155V156H192ZM215 155V156H214ZM222 155V156H221ZM52 156V155H51ZM50 156V157H51ZM57 156V157H56ZM170 155H168V157H170L171 159H174L173 157H171ZM188 156V157H187ZM249 156V157H248ZM16 157V156H14ZM184 157V158H183ZM227 157V158H226ZM247 157V158H246ZM48 159L47 161H45L46 159ZM54 158H57V160L53 161L52 159ZM90 157L88 156V158L86 159V161H88V163H90L89 159ZM186 158V159H185ZM197 158V159H196ZM204 158V159H203ZM209 158V159H208ZM14 159V158H12ZM58 159L60 162H62V160H60V158L58 157V155H55V157L53 158H47V157H44V159H42V162L41 160L39 162H37L35 167H34V170L33 168L31 170V172H35V173H31L29 171V169H21L20 168V164H17L16 160H14L13 162H10L12 163L11 165L13 167H15L13 170V168L11 169V165L10 167L9 164L7 162H3V160L0 159V183L2 182H5V183H2V185L6 186H11V185H14V184H22L23 185L24 183H32V182H35V178H37L34 174L38 175H41L39 172H42V170L44 169V171L50 169V168H54L55 165H58ZM174 159V160H175ZM219 159V160H218ZM252 161H250V160ZM175 160V161H176ZM199 160V164L197 163V161ZM204 160V161H203ZM209 160V161H208ZM211 160V161H210ZM16 161V162H15ZM58 161V162H57ZM181 161H183V166H181ZM218 161V162H217ZM228 161V162H226ZM254 161H256L254 163ZM59 162V163H60ZM191 162V163H190ZM197 164H196V163ZM203 164H202V163ZM206 162V163H205ZM210 162V163H209ZM241 162V163H240ZM246 162V163H245ZM3 163V165H2ZM5 163V164H4ZM47 163V164H46ZM195 163L197 165V167L193 166V164ZM201 163V164H200ZM8 164V165H7ZM16 166H15V165ZM42 167H40V165ZM52 164V166H51ZM188 167H187V165ZM210 167L209 169H205V166ZM239 164V165H238ZM241 164V165H240ZM47 165V167H46ZM54 165V166H53ZM62 165V164H61ZM60 165V166H61ZM91 165V164H90ZM201 165H205L204 167L201 166ZM2 166H5V167H2ZM49 166H51L49 168ZM247 166V167H246ZM182 167V168H181ZM187 167V168H186ZM194 167V169L192 168ZM213 167V168H214ZM5 168V169H4ZM20 168V169H19ZM41 168V169H40ZM47 168V169H46ZM196 168V169H195ZM207 168V167H206ZM10 169V170H9ZM17 169V170H16ZM19 169V170H18ZM243 169V170H242ZM252 169V170H251ZM9 170V171H8ZM23 170V171H22ZM36 170V171H35ZM194 170V171H193ZM205 170V171H204ZM240 170V171H239ZM246 170V171H245ZM29 173H28V172ZM156 171V170H154ZM183 171V172H181ZM204 171V172H203ZM11 172V173H10ZM39 174H37V173ZM160 174H159V173ZM163 172V173H162ZM239 172V173H238ZM246 172V173H245ZM250 172V173H249ZM169 173V174H168ZM182 173V174H181ZM9 174V175H8ZM31 174V176L29 175ZM188 174V175H187ZM29 175V177H28ZM33 175V176H32ZM161 175V176H160ZM164 175V176H162ZM169 177H168V176ZM166 176V177H165ZM174 176V177H173ZM176 176V177H175ZM4 177V178H2ZM11 177V178H10ZM15 177V178H14ZM33 177V178H32ZM164 177V178H162ZM171 177V178H170ZM173 177V178H172ZM179 177V178H178ZM32 178V180L30 179ZM175 178V179H174ZM178 178V180H176ZM183 178V179H181ZM160 179V181H159ZM165 179V180H164ZM174 179V180H173ZM8 181V184L7 181ZM25 180V181H24ZM156 180V179H155ZM170 183H169V182ZM174 181V183H173ZM176 181V182H175ZM21 182V183H20ZM40 182V181H39ZM160 182V183H161ZM1 185V184H0ZM45 186H48L47 184H44ZM40 190L42 188V191L40 190H35L33 192V194H35V197L37 198V201L35 200L36 198L32 195H30V200L32 199L33 202H31L30 200L27 202V206L25 205V207H27L28 209H38L40 206L41 208L43 209H46V211L48 209L51 210V208L47 207V205L44 206L45 203H42L41 205L39 204L42 200L43 197H46L48 196V191L46 190V188L43 186V184H40ZM44 187V188H43ZM37 188V189H38ZM47 192L46 194L44 193L45 191ZM49 190V189H48ZM50 191V190H49ZM42 192V193H40ZM49 194H51L52 196V200L54 203H56V205H58L60 207V210H61V215H58V216H54L53 217V221L52 222V226H54L56 228L57 226V229H58V226L60 227L61 224L62 225H65V224H68L70 223V221H74V220H69L71 218V214L69 215L68 213H70V211L64 209V206H63V203L62 201H59L58 198H56L55 196L52 195V191L49 192ZM54 197V198H53ZM127 198V197H125ZM128 197V200L126 199V202L129 201L128 203H125L118 209L119 212H117V214L115 213L114 215H112V218L114 217V220H110L112 222L114 221H125L124 218L128 219L129 221H135L133 222L135 225H136V220L137 222H139V224H137V226L141 227L142 224L140 223H143V225L146 227L147 223H148V219L147 217L145 216L146 214L142 211L141 212V208L138 207V204L137 203H134V199L131 197ZM38 199L40 201H38ZM57 199V200H56ZM133 199V201H132ZM35 201V202H34ZM133 203L131 205V203ZM31 204H30V203ZM39 202V203H38ZM136 202V201H135ZM35 206H33V205ZM39 204V206L37 205ZM131 206H130V205ZM137 204V205H136ZM257 205V206H256ZM260 205V206H259ZM38 206V207H37ZM262 206V207H261ZM136 207V208H135ZM230 207V206H229ZM240 208V209H239ZM255 208V209H254ZM40 210V209H39ZM123 210V211H122ZM245 210V211H244ZM37 211V210H36ZM67 211V212H66ZM224 211H227L226 213L225 212H221V217H220V221H216V225L221 226V225H225V227H228L233 225L234 222L238 221V218H239V221L240 220H246V218H249L252 214L251 217L255 218L257 220V227H258V231L255 230L253 231L252 235L249 237L248 235H246V238H244L243 240H240V242L237 240V241H234L233 244L235 245H224V247H218V246H215L213 245L212 247L209 246L210 248L208 249V247L205 249L204 246L202 247L204 251L202 250V252H200V250H197V249H201V243H199L198 239L197 238H193L194 234L191 232L192 235H190V231H185V234L183 230H181L179 227L175 226L174 225H171L170 224H164L162 223V221L158 222V224H160L158 226V224L156 225V227L152 228V230H150L149 232H147V236L145 235V237H143L136 245V251L138 250V252L140 250L143 249H151L152 251H159V252H163V254H167L169 256V259L168 261H164L162 262L161 264H191V262L194 260H198V259H205V260H208L211 262L210 264H232L233 261L235 260H238V259H249L251 261H253L255 264H264V205L263 204H255V206H253V208L251 207V210L248 211L244 208H241L239 207L238 205H232L231 208H226ZM25 211H20L19 213L16 212L15 215H14V218L16 220V222H20L23 217H25L24 213H22ZM64 212V213H63ZM248 212V213H247ZM18 213V214H17ZM22 213V214H20ZM20 214V215H19ZM119 214V216H122L123 218L121 217H117ZM121 214V215H120ZM145 214V215H144ZM222 214H225V217L224 215ZM117 215V216H116ZM20 216V217H18ZM22 216V218H21ZM27 216V215H26ZM30 216V215H29ZM67 216L69 218H67ZM139 216V217H138ZM143 216V217H142ZM18 217V218H17ZM58 217V218H57ZM207 216L205 218V221L203 220L202 223H204L203 225L205 226H208V227H211L210 226V219L212 220V217H209ZM244 217V218H243ZM257 217V218H256ZM20 218V219H19ZM63 218V220H61ZM117 218V220H116ZM121 218V219H120ZM19 219V221L17 220ZM60 219V220H59ZM120 219V220H119ZM126 219V221H127ZM131 219V220H130ZM206 219H207V222H206ZM209 219V221H208ZM235 219V221H234ZM237 219V220H236ZM225 220V221H223ZM56 221V222H55ZM60 225L58 222H60ZM64 221L65 224H63L62 222ZM225 223L223 224L222 223ZM226 221L228 223H226ZM233 221V222H231ZM53 222H55L53 224ZM147 222V223H146ZM221 222V223H220ZM73 224H75V222H72ZM2 224V225H1ZM104 224V223H103ZM100 224L99 226L100 227H103V226H107L108 224ZM163 224V225H162ZM213 224V223H212ZM167 225H169L167 227ZM143 226V227H144ZM158 226V227H157ZM175 228H173V227ZM205 226V227H206ZM259 226L261 227L259 229ZM41 227V229L39 228ZM42 227H43V230H42ZM44 227L46 226H38L36 228H38L36 230H34V228H31L28 230V233L26 232L25 234H27V236L25 235L24 238H22L23 240L20 239V243L17 242L15 244H13L9 239L8 244L6 242V235H4V233L6 234L5 232V225H4V222L2 220H0V264H2L1 262H4L3 259H7L9 257H16L15 255L20 253V259H19V255L16 257V259L18 258L20 260V262H17L16 260V263H20L22 262V264H32V263H36L37 264V261H38V264H42V261L44 260L46 264H56L55 262L52 263L50 260H48V263H47V259L51 256L50 254L53 255H56L57 252L60 253V249H58L57 247V244L54 243V241H51L52 243H50L49 241L47 242L45 240L44 244L42 243V239H44L43 237H45V233L48 232L46 231L48 228L46 227L44 229ZM103 227V228H105ZM213 227V226H212ZM179 228V230H178ZM101 229H98L95 233L93 234H87V233H81V231L79 232V230L77 229V232L78 235L81 233V237L82 238H87L89 241V243H91V241L95 244H93L96 248L97 246L100 247L99 244H103L102 240H103V234L101 232ZM60 230V229H58ZM154 230V231H153ZM164 230V231H163ZM174 230V231H172ZM183 232H181V231ZM35 231V233H34ZM39 231V232H37ZM41 231V232H40ZM30 232V233H29ZM153 232V233H152ZM255 232V233H254ZM35 236H34V234ZM42 233V235H41ZM44 233V234H43ZM101 233V234H100ZM150 233V234H149ZM182 233V234H181ZM31 234V235H30ZM82 234H84L82 236ZM86 234V235H85ZM98 234V236H97ZM99 234L102 236V238L99 236ZM191 236L190 238L192 239H189V236ZM33 235V236H32ZM90 235V236H89ZM151 235V236H150ZM161 235V236H160ZM180 235V236H179ZM184 235V236H182ZM187 237H186V236ZM254 235V236H253ZM43 236V237H42ZM92 236V237H91ZM4 237L6 239H4ZM31 237V239H30ZM35 237V238H34ZM80 237V235H79ZM91 237V238H90ZM148 237V238H147ZM180 237V238H179ZM184 237V239H183ZM29 238V241H27ZM5 241H3V240ZM25 239V241H24ZM36 239V240H35ZM38 239V241H37ZM40 239V240H39ZM83 239V240H84ZM92 239V240H91ZM145 239V240H144ZM150 239V240H149ZM179 239V240H178ZM182 239V240H181ZM35 240V241H34ZM142 240H144L142 242ZM196 242H194V241ZM182 241V242H181ZM187 241H189V243L192 241L193 243L192 244H195V246L197 245L198 248H195L194 250H185L184 246L185 245L184 243H186ZM243 241V242H242ZM2 242V243H1ZM4 242V243H3ZM6 242V243H5ZM25 242V243H24ZM29 242V244H28ZM102 242V243H100ZM140 242H142L141 244H143L142 246L139 244ZM33 243V244H32ZM96 243H98V245H96ZM182 243V244H181ZM188 243V242H187ZM246 243V244H245ZM17 244V245H16ZM21 244V245H19ZM28 244V246H27ZM35 244V245H34ZM41 244V245H40ZM48 244V245H47ZM54 245V248L52 247ZM92 244V243H91ZM8 245V247H7ZM13 245V246H12ZM26 245V246H25ZM38 245V246H37ZM47 245V246H46ZM140 245V246H139ZM200 245V246H199ZM6 246V247H5ZM10 246V247H9ZM12 246V247H11ZM17 247V248H14V247ZM21 249H20V247ZM25 246V247H24ZM33 246V247H32ZM37 246V247H36ZM45 246V247H44ZM50 246L53 248L50 249ZM56 246V248H55ZM139 246V248L137 249V247ZM23 247V248H22ZM44 247V248H43ZM48 247V248H47ZM122 247L124 248H127L125 245L122 244ZM146 247V248H145ZM151 247V248H150ZM156 247V249H155ZM180 247V248H179ZM218 247V248H217ZM9 248V249H8ZM25 248V249H24ZM158 248V250H157ZM160 248V249H159ZM163 248V249H162ZM165 248V249H164ZM167 248V249H166ZM217 248V249H216ZM223 251H222V249ZM228 248V249H227ZM14 249V250H13ZM35 251H34V250ZM37 249V251H36ZM53 251L51 253H49V251ZM56 249V250H55ZM58 249V250H57ZM208 249V250H207ZM215 249V250H214ZM221 249V250H220ZM13 250V251H12ZM16 250V251H15ZM234 250V251H233ZM10 253H9V252ZM12 251V252H11ZM18 251V252H17ZM40 253H39V252ZM42 251V252H41ZM56 253H55V252ZM194 251V253H193ZM209 251V252H207ZM221 251V252H220ZM16 252V253H15ZM45 252V253H44ZM47 252V253H46ZM70 253H72V251L70 250L69 251ZM167 252V253H166ZM170 252V253H169ZM207 252V253H205ZM210 252L212 253V255L210 254ZM233 252V253H232ZM15 255H14V254ZM30 253V254H29ZM43 253V254H41ZM102 253V254H101ZM190 253V254H189ZM218 253V255L216 254ZM8 254H12V255H8ZM33 254V255H31ZM34 254H35V257H34ZM39 256H38V255ZM49 257H47L48 255ZM101 254V255H100ZM208 254V255H207ZM6 255V256H5ZM58 255V254H57ZM60 255V254H59ZM72 255V254H71ZM9 256V257H8ZM62 256V254H61ZM22 257V259H21ZM27 257V258H26ZM40 260V257H41V260L42 258H44L41 263L39 262L38 258ZM99 257H104L103 256V252H100L99 251ZM170 257L172 259V261H169L170 260ZM236 257V258H235ZM247 257V258H246ZM25 258V259H24ZM29 258V259H28ZM37 258V259H35ZM45 258H47L45 260ZM51 258V257H50ZM215 258V259H214ZM235 258V259H234ZM238 258V259H237ZM33 259V260H31ZM259 259V261H257ZM18 260V261H19ZM24 260V261H23ZM27 260V261H25ZM29 260V262H28ZM37 260V261H36ZM33 261V262H32ZM43 261V263H44ZM24 262V263H23ZM27 262V263H26ZM130 262V263H129ZM128 264H145L143 262H138L136 263V261H129ZM135 262V263H133ZM166 262V263H165ZM172 262V263H171ZM34 263V264H35ZM44 263V264H45Z\"/></svg>",
    "mask_w": 264,
    "mask_h": 264
}]
</instances>
